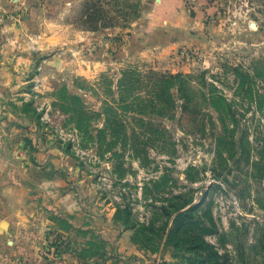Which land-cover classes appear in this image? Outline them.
<instances>
[{
	"label": "rangeland",
	"instance_id": "374dc122",
	"mask_svg": "<svg viewBox=\"0 0 264 264\" xmlns=\"http://www.w3.org/2000/svg\"><path fill=\"white\" fill-rule=\"evenodd\" d=\"M3 159L35 264H264V0H0Z\"/></svg>",
	"mask_w": 264,
	"mask_h": 264
},
{
	"label": "crops",
	"instance_id": "0c3cea01",
	"mask_svg": "<svg viewBox=\"0 0 264 264\" xmlns=\"http://www.w3.org/2000/svg\"><path fill=\"white\" fill-rule=\"evenodd\" d=\"M4 160H0V264H35L40 245L58 234V231L45 233L47 227H56L52 218L57 213L50 219V213L35 211L33 198L26 199L23 193H17L18 178L9 180ZM70 204V196L58 198V205L66 212Z\"/></svg>",
	"mask_w": 264,
	"mask_h": 264
},
{
	"label": "trees",
	"instance_id": "16d2710c",
	"mask_svg": "<svg viewBox=\"0 0 264 264\" xmlns=\"http://www.w3.org/2000/svg\"><path fill=\"white\" fill-rule=\"evenodd\" d=\"M157 77H161V75H159V74H155ZM179 97L180 98H183V95H182V93L180 92V94H179ZM182 208H184V206L183 207H177L176 209H175V211H180ZM188 212V211H187ZM185 216V213H179L178 214V216H177V218L178 219H174V222H173V224H172V228L173 227H177V225H179V223L181 222V220H183V217ZM201 248L202 249H207V248H210L209 247V245L208 244H206L205 243V245L204 246H201ZM210 253H211V255L210 256H212L213 254H216V253H214L212 250H210ZM212 258H213V256H212ZM209 262V261H208Z\"/></svg>",
	"mask_w": 264,
	"mask_h": 264
}]
</instances>
